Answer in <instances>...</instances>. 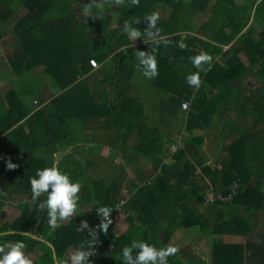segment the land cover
<instances>
[{
    "label": "trees",
    "instance_id": "1",
    "mask_svg": "<svg viewBox=\"0 0 264 264\" xmlns=\"http://www.w3.org/2000/svg\"><path fill=\"white\" fill-rule=\"evenodd\" d=\"M115 7L106 5L94 19L77 14L79 0H0V48H6L0 56V243L25 239L37 245L42 241L23 231L41 232L47 224V208L26 205L9 218L5 211L41 168L21 155L59 141L63 124L102 117L117 133V147H126L129 154L123 158L131 155L148 164L141 165L146 170L127 168L125 162L111 168L113 160L104 159L101 175L86 176L83 194L96 207L93 230L97 207L121 203L119 182L129 179L131 191L122 204L128 227L116 235L112 216L107 233L95 230L100 244L91 259L104 251L107 264H124L122 249L136 239L157 248L178 246L168 264H264V0H140L138 6L125 0ZM153 11L169 13L166 18L160 12L159 46L143 36L130 40L124 23L139 20L133 27L143 33L144 18ZM12 17L17 19L7 32ZM154 47L159 75L148 79L136 52ZM200 51L211 54L213 62L201 73L197 90L186 76L197 71L190 58ZM91 57L105 63L92 83L87 78ZM40 64V78H34ZM250 75L259 78L258 84L246 81ZM46 79L59 94L29 115L25 99L45 100ZM148 98L159 104H153L152 123L141 103ZM58 102L66 112L52 109L45 116ZM206 140L218 150L212 161ZM9 158L18 165L15 170L7 169ZM53 230L55 247L41 244V259L51 264L54 249L62 257L69 246L89 239L74 219ZM196 231L209 237V248L199 249L197 258L183 248L184 239ZM191 243L197 246L196 240Z\"/></svg>",
    "mask_w": 264,
    "mask_h": 264
},
{
    "label": "clouds",
    "instance_id": "2",
    "mask_svg": "<svg viewBox=\"0 0 264 264\" xmlns=\"http://www.w3.org/2000/svg\"><path fill=\"white\" fill-rule=\"evenodd\" d=\"M130 2L132 6H138L140 0H130ZM113 3L116 6H122L125 0H91L85 5L83 15L97 19V16L102 15L105 11V6ZM144 19L147 22V28L143 33L139 28L133 27V23L137 24L139 20L124 23L123 32L134 42L143 36L144 38L147 37L146 42L151 41L158 47L161 43L158 28V21L161 19L160 12L153 11L147 14ZM227 46L226 44L224 48L226 49ZM157 47L152 48L151 51L138 50L136 52L139 66L142 67L143 75L148 79H153L159 75L158 60L155 54ZM180 47L184 48L186 45L181 44ZM190 59L197 71L188 74L186 81L190 87L198 90L203 83L201 73L206 74L210 70L213 56L207 51H200ZM91 63L93 68L97 67L96 61L93 60ZM17 167L18 165L9 158L7 169L15 170ZM30 185L32 200H39L41 196L46 194V200L39 206L41 210L47 208L49 225L53 229L59 227L61 222L69 221L78 211L79 193L83 182L80 180L73 181L70 174L62 171L57 163L53 162L49 167L38 169L36 175L30 178ZM122 204L123 202H121ZM119 208L122 207L117 206V209ZM113 209L107 206L97 207L98 214L102 218L97 227L105 233L108 232L109 226L112 224L111 213ZM85 229H87L89 239L69 250L68 264H92V259L89 260V257L94 255L93 246L97 240V232L89 227L87 221H83L79 227L81 231ZM26 249L27 245L24 241L0 243V264H36V257L27 252ZM134 249L137 250L135 254ZM178 252L179 247L171 243L165 247L157 248L154 244L133 239L130 245L123 247L120 259L123 260L124 264H168V258L175 256Z\"/></svg>",
    "mask_w": 264,
    "mask_h": 264
},
{
    "label": "crops",
    "instance_id": "3",
    "mask_svg": "<svg viewBox=\"0 0 264 264\" xmlns=\"http://www.w3.org/2000/svg\"><path fill=\"white\" fill-rule=\"evenodd\" d=\"M100 66L96 68H91L90 72L87 75V78H89V82L93 79V74L96 71L102 70L105 67L104 61H100ZM39 66H44L43 64H40ZM38 66V67H39ZM34 73V72H32ZM40 73L35 75L34 78H40ZM39 76V77H37ZM92 76V77H91ZM42 77V74H41ZM85 77V76H83ZM82 78V77H80ZM46 98L45 100L40 101L36 96L29 97L28 99H25L26 106L29 108V115L32 114L35 110L40 108L41 106H47L50 104L49 102L59 94V92L52 93V88H50V84L48 83V80L46 79ZM65 101V97L60 98L59 102ZM54 104L55 106L50 105L47 109L48 111L45 112V116L49 114L52 109L56 110V112L59 111V113L62 111L66 112V110L62 109V104L60 103ZM61 109V110H60ZM69 112H71L69 110ZM50 115V114H49ZM63 120V119H62ZM61 138L56 143H50L48 144L51 146L48 148V145H42L43 148L36 152H33L32 154H27L25 157L24 155H21V159H27L31 160L32 162H39L40 169H43L45 167H49L53 164V162L57 163L60 169L64 172H67L70 174L73 181L80 180L83 182V186L81 189L80 200L78 202V211L73 215V217L67 221V222H61L60 224H66L73 219L76 221V227L79 229L81 223L83 221H87L88 225L92 223L95 216V205L91 200H87L84 195V189L88 190V185L86 183V176H93L95 177L98 171H101V169H105L103 165L100 164L101 160H109L113 163L112 166L115 164V160H118V156L121 155V159H123V151L117 147V133L112 131V127L109 125L107 126L104 122V118L100 117H88L86 120H81L80 123L74 124L72 123L69 126H62L61 129ZM105 146L110 147L108 148V152H105L107 148ZM113 146V147H112ZM116 146V147H115ZM47 149H51V151H46ZM111 151V152H110ZM19 157V156H18ZM127 160L128 157L126 156ZM20 159V158H19ZM142 165V164H141ZM114 167V166H113ZM129 168V166H127ZM130 168H135V166H130ZM130 172V169H128ZM36 173L33 172L32 176H35ZM127 180V181H126ZM125 182H127L126 189L129 190V179H126ZM123 181V180H121ZM120 181V182H121ZM120 182L118 184L120 189L121 201L124 200V198H127L128 196H125L122 194V188L120 185ZM46 200L45 195L41 196L39 200H32V193H31V185L30 180L27 181L26 188L22 191H20L17 194V206L15 207L16 210H11L14 212V214H21V211L23 208H25L26 205L28 207L32 208H40V204ZM117 206H121L122 208L117 209ZM117 206L113 209V219L116 220L118 217H123L127 219V212L123 208V205L117 204ZM124 213L125 215L122 216L121 214ZM12 214V213H11ZM9 216V214H8ZM47 224H49V217L47 219ZM44 230H41V232H38L37 228L30 230V231H23L28 235H31L33 237L38 238L42 242H46L54 248V230L51 226H47ZM257 224V223H256ZM260 225V223L258 224ZM257 225V226H258ZM120 225L116 222L114 231L116 235H119L120 233L124 232V230L128 227V224H125L123 227H119ZM256 226V227H257ZM17 241H24L27 245L26 251L31 253L33 256L36 257V264H51L47 261H43L41 259V247H43L41 244L42 242H39L37 245H34V243L27 241L25 239H17ZM97 243V241H96ZM96 243L94 245H96ZM44 245V244H43ZM78 245L73 244L69 246L66 251L64 252V255L62 257L57 255L56 250L54 249L53 255L55 257V264H63V261H68V253L69 250L73 247H77ZM104 254V251L99 252L95 257L93 258V261H96L95 264H107L110 259L107 258ZM105 256V257H104ZM99 262V263H98ZM256 264V262H255Z\"/></svg>",
    "mask_w": 264,
    "mask_h": 264
},
{
    "label": "rangeland",
    "instance_id": "4",
    "mask_svg": "<svg viewBox=\"0 0 264 264\" xmlns=\"http://www.w3.org/2000/svg\"><path fill=\"white\" fill-rule=\"evenodd\" d=\"M79 2H80V4H81V6H82V10H80L79 11V13H77V14H79L80 15V17L81 18H86L84 15H83V6L85 7V5L86 4H88V3H90L91 2V0H79ZM113 6H114V8H116L115 6L116 5H114V3L112 4ZM161 12V15L162 16H164V17H169V13L167 12V13H164V12H162V11H160ZM114 13V12H113ZM205 15H203V16H201V17H199L198 19H197V24H199L200 23V21L202 20V19H204L205 17H204ZM118 17V11L116 12V10H115V14H114V18H117ZM16 17H12L10 20H9V22L8 23H6V26L4 27V29H6L7 30V32H8V30H10L9 28L12 26V24L16 21ZM115 23V22H114ZM116 25H117V23H115ZM193 32H195V30L193 31ZM6 39H8V38H6ZM1 44H3V43H1ZM4 51H6V48L5 47H2V48H0V56L2 55V54H4ZM243 56L245 57V55L243 54ZM246 58V57H245ZM43 68H44V66H39V67H36V68H34V70L32 71V72H34L35 73V75H37V74H39V72H41V70H43ZM33 73V74H34ZM139 75V74H138ZM246 81L250 84V85H255V84H258V82H259V78H256V77H254V76H249V77H247L246 78ZM146 89V88H145ZM147 95H149L147 92H145ZM152 94V93H151ZM144 96V95H143ZM146 96V95H145ZM149 97V96H148ZM151 97V96H150ZM149 97V98H150ZM143 98H145V97H143ZM149 98L148 99H145L146 101H148V102H145L146 104H144L143 102L144 101H142L141 100V103L144 105V109L148 112V114H152V116H150L148 119H146L147 120V122L148 123H152V122H155L156 121V119H155V116L156 115H154V113H156L155 112V105L157 106H159V104H157V103H155V102H152V103H150V101H149ZM153 104H155V105H153ZM214 122H217V123H219V118H218V116H216V118H214ZM177 127H178V125H177ZM176 127V128H177ZM168 139H171V138H167L166 139V142H168L169 140ZM205 151H207L208 152V154H209V159H210V161H212V160H214L215 159V157H216V155H217V151L218 150H216L215 149V145L213 144V142L212 141H209V140H206V142H205ZM113 147V146H112ZM116 147V146H115ZM105 148H107L106 149V151L105 152H108V148H110V147H107V146H105ZM122 149V151L124 152L123 154L125 155V154H129L128 153V151H126L125 149H126V147L124 146V148H121ZM111 152V151H110ZM118 160H115V164L116 163H119V162H125V165L126 166H135V167H137V166H139L138 168H140L141 167V169H144V170H146V168H143L142 166H141V164H143V163H145V164H148V162H146V161H139V160H136L135 159V157L134 156H129L128 157V159L129 160H127V158H123V159H121V155H119L118 156ZM138 162H139V165H138ZM104 172V169H101V171H100V173L99 174H96V175H101L102 173ZM125 180L126 179H124L123 181H121L120 182V185H121V188H122V194H124L125 196H128L129 194H130V192H129V190H127L126 189V184H127V182H125ZM127 181V180H126ZM130 189V188H129ZM207 196H208V198L211 200V201H214L213 199H212V196H211V190H208V193H207ZM17 201V197H15L14 198V201H13V204L12 203H10V205H7L6 207H5V211H6V213H8V214H14V212L13 211H11V210H16V206H17V204H14V202H16ZM17 203V202H16ZM12 204V205H11ZM112 216H113V213L111 214ZM122 216H124L125 214L124 213H122L121 214ZM263 215H264V211H263ZM8 218H9V216H8ZM115 221V224H116V222L121 226V227H123L125 224H128V220L126 219V218H124L123 219V217H118L116 220H114ZM119 226V227H120ZM117 230V229H116ZM115 230V231H116ZM117 231H119V230H117ZM193 236V235H192ZM208 238L209 237H207V234L206 233H204L203 232V234H202V232L200 231V232H198V231H196V234L193 236V238L191 239V237L188 235V237L186 238V239H184V251H185V254H187V256H189V257H198V256H201V252H200V250L199 249H201L202 247H205L206 249L207 248H209V241H208ZM192 240H196L197 241V246H196V244L195 243H191V241ZM109 250V249H108ZM207 255L208 254H205V257L206 258H208L207 257ZM95 257V256H94ZM93 257V258H94ZM92 258V259H93Z\"/></svg>",
    "mask_w": 264,
    "mask_h": 264
},
{
    "label": "built area",
    "instance_id": "5",
    "mask_svg": "<svg viewBox=\"0 0 264 264\" xmlns=\"http://www.w3.org/2000/svg\"><path fill=\"white\" fill-rule=\"evenodd\" d=\"M96 61V64H97V67H99L100 66V62H99V60L96 58V57H91L90 58V62L91 61ZM92 64V63H91ZM185 105H186V108L187 107H189V105H190V101L189 100H185V101H183V107H185ZM211 196H212V199H215V196H213V194L211 193ZM219 197H221V198H223V196L222 195H220ZM124 200H122L121 202H123ZM101 220H102V218L99 216L98 217V220L95 222V224H94V230H96V231H98L99 230V228L97 227L100 223H101ZM100 240V239H99ZM99 240H97V243H96V245H94L93 246V251H96L97 250V247H98V244H100L99 243ZM91 259V256L89 257V260ZM64 264H68V261H64Z\"/></svg>",
    "mask_w": 264,
    "mask_h": 264
},
{
    "label": "bare ground",
    "instance_id": "6",
    "mask_svg": "<svg viewBox=\"0 0 264 264\" xmlns=\"http://www.w3.org/2000/svg\"><path fill=\"white\" fill-rule=\"evenodd\" d=\"M112 213H113V212H112ZM112 213H111V214H112ZM111 217H112V215H111Z\"/></svg>",
    "mask_w": 264,
    "mask_h": 264
}]
</instances>
